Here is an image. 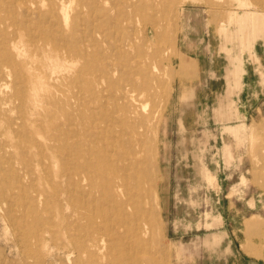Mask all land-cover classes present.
I'll return each mask as SVG.
<instances>
[{"label": "rangeland", "instance_id": "1", "mask_svg": "<svg viewBox=\"0 0 264 264\" xmlns=\"http://www.w3.org/2000/svg\"><path fill=\"white\" fill-rule=\"evenodd\" d=\"M41 1L44 0L25 1L24 7L22 0H0V49L18 46L24 55L21 61L25 64V73L32 68L33 75L49 79L51 67L47 50L33 42L29 25L40 22L43 29L51 32L59 19L57 14L63 6H68L72 18H81L84 22L93 17L95 24H103L104 38H99L94 46L86 43L83 49L93 54L92 73L96 68L109 71L98 75L104 82L97 93L103 96L105 107L114 111V96L125 88L137 95V102L130 105L133 140L130 159L135 167L133 173L144 172V178L141 177L137 185L135 177L133 187L134 190L145 189L142 206L146 208V215L158 220V230L150 226L141 248L121 253L122 264H264V240L261 237L247 240L244 235L245 225L250 221L262 224L264 229V113L251 111L254 107L248 110V104H254L248 99L244 124L236 129H251L250 142L241 140L231 131L232 137L224 130V125L238 123L215 121L212 111L224 90L222 73L226 64L225 53L220 49L222 38L214 26L226 24L229 15L264 16V0H248L252 7L245 9L236 6L234 0H161L166 16L163 31L149 32L148 38L132 50L122 47V34L114 27L117 6L131 1L141 6L153 0H97L100 9L95 11L80 6V0H53L57 12L49 21L40 15L43 13L39 11H45L39 7ZM90 3L91 0H84V4L90 6ZM176 14L181 17L178 27L174 26ZM177 49L198 62L197 73L181 81L177 78L181 71V64L176 63ZM254 49L262 59L259 55V61H254L244 54V68L248 74L255 68L258 76L250 75L251 79H259V86L264 87V45L258 41ZM154 66L160 69L159 75L152 71ZM210 67L216 72L206 71ZM114 69L119 72L113 73ZM6 71L0 62V84L11 86L3 97L10 98L22 87V82L16 84L14 78L8 80ZM143 78L146 85H142ZM85 100L83 111L89 116L97 109L99 101L91 102L90 96ZM255 102L264 104V94ZM144 105L148 106L147 110L143 109ZM30 116L27 107L22 105L0 112V193L3 194H0V264H97L79 253L77 256L75 248L84 243L82 230L76 228L75 240L69 239L66 233L63 222L68 202L56 196L57 190L64 194V188L57 189L59 180L56 178L52 183L49 178V172L58 171V163L48 157L44 159L46 165H41L38 154L41 151L33 146L28 145L24 155L19 153L18 145L26 143L30 136L26 132L32 129ZM98 130H93L96 138ZM36 140L44 142L41 137ZM125 147L118 146L120 157ZM197 161L199 173L207 170L205 178L196 174ZM138 166H142L141 170ZM28 170L32 173H27ZM84 185L88 187L86 182ZM212 233L221 234V241L213 248L203 247V240ZM256 247L261 253L258 256L253 251Z\"/></svg>", "mask_w": 264, "mask_h": 264}, {"label": "bare ground", "instance_id": "2", "mask_svg": "<svg viewBox=\"0 0 264 264\" xmlns=\"http://www.w3.org/2000/svg\"><path fill=\"white\" fill-rule=\"evenodd\" d=\"M22 1V6L25 7L26 3L24 2L31 0ZM234 1L237 3L236 6L242 9L252 7L248 4V0ZM31 5L35 6L33 2ZM80 6H88L89 9L91 7L94 11L97 8L100 9L97 0H91L90 6L84 4V0H80ZM39 7L45 10L39 12L43 13L40 15L47 21L51 20L57 12L53 0L41 1ZM163 7L164 4L161 0H153L149 4L141 6H136L132 1L127 5H122L120 2L117 6L114 27L122 34L120 38L122 47H126L127 50L135 49L138 44H142L148 38L149 32L154 33L156 30L162 32L166 21ZM68 9V6H63L60 13L57 14L59 19L52 26L54 28L51 32L43 29L40 22L29 25V30L33 34L31 37L33 42L47 50L48 54L46 55L51 67L49 79L38 78L33 75L32 68L28 70V74L25 73V64L21 61L24 55L18 46L0 49V62L4 64L5 70H7L8 80L14 78L16 84L18 81L22 82V87L16 89L10 98L3 97L11 89L9 83L0 84V112L3 110L4 112L11 111L13 105L26 106L31 114L29 118L32 129L31 131L26 130L30 136L26 143L21 142L18 145L19 153H23L28 145L33 146L41 151V154L38 153L41 156V165H46H44V159L48 157L54 158L58 163V171L49 172V178H51L52 183L56 178L59 180L56 185L57 189L64 188L65 193L62 194L61 190H57L56 196L58 199L62 197V200L65 198L68 202L65 209L67 212L64 211L63 223L66 226L69 239H76L77 234L74 233L76 228L82 230L84 243H80L75 248L77 256L79 253V256L88 260H95L97 264H122L123 257H119L121 253L127 249L141 248L145 237L149 234L150 226L154 231L158 230L156 224L158 220L146 215V208L142 206L143 200L141 199L145 198V196L143 197V190L145 189L134 190L133 187L135 177L138 180L137 185L144 178V172L140 171L137 175L133 173L135 167L130 159L133 152L131 147V143H133L132 128L129 125V118L132 113L130 105L137 102V95L134 91L125 88L114 96V104H116L114 111L105 107L103 96H99L97 93L104 82L100 80L98 75L102 71V73L108 74L109 71H101V69L96 68L92 73L90 65L93 61V54H89L85 51L86 49H83L86 43L94 46L99 42V38H104L103 24H95L96 18L93 19V17L84 19V22L80 21L81 18L80 20L76 17L72 18ZM25 11L27 12L26 9ZM33 13L37 14L38 12L33 11ZM182 14L183 11L181 17ZM181 17L176 14L175 27L179 26ZM80 64L83 66L79 67ZM152 71L160 74V69L157 66H154ZM117 72L119 71L114 69L113 73ZM142 85H146L145 78H143ZM87 96L92 97L91 102L99 101V105L95 107L97 109L89 116H86L83 111ZM147 108L148 106H143L144 110ZM26 118L29 120L28 117ZM14 122L16 123V121ZM102 124L104 126H101ZM96 128L99 129L98 138L93 133ZM83 136H87V139H84ZM37 137H41L44 142H38ZM119 145H126L121 157L117 150ZM3 156L5 155L3 154ZM29 162L30 160H28ZM50 165H47L48 169ZM14 167H16L15 164ZM141 167L138 166V169L141 170ZM13 177L16 179L17 176ZM85 182L88 187H85ZM8 186L5 187L8 188ZM3 193L5 194L4 191ZM7 210L9 211V209ZM259 225L251 221L248 222L244 233L245 237L253 234L255 237L259 239L261 237V240H264V229L261 227L262 224ZM254 252L255 256L261 254L257 247Z\"/></svg>", "mask_w": 264, "mask_h": 264}, {"label": "crops", "instance_id": "3", "mask_svg": "<svg viewBox=\"0 0 264 264\" xmlns=\"http://www.w3.org/2000/svg\"><path fill=\"white\" fill-rule=\"evenodd\" d=\"M214 29L220 34L222 38L220 49L225 53L226 64L224 65L222 73V78L224 81V90L222 94L218 97L216 105L213 107V117L214 120L218 122L236 121L238 123L236 126L230 124L224 125V130L227 131L232 137L233 135L231 131L233 132V134H237L241 140H248L251 142V129L246 130L243 127L241 129L236 128L244 124L242 119L246 117V104L249 102V100H253L254 104L253 106L251 104H248V110L254 107V110L252 109L251 111L255 112L256 110H258L261 114L264 113V104H258L255 102L260 96L264 94V87L259 86V79H251L254 75L257 74V72L255 68H253L251 74H248L247 68H244L243 55L247 54L248 57L252 58L254 61H259L260 54L258 55V53H256L254 47L258 41H261L264 45V16H251L242 14L229 15L226 24L222 23L218 27L214 26ZM177 54L178 55L176 58V63L178 66H180L181 64V71L178 72L177 78H179V80L181 81L195 75L198 71L197 60L193 57H188L179 49H177ZM260 58L262 59V56ZM178 70L179 67L176 69V74ZM206 71L216 72V69L214 67H210L209 69H206ZM172 90L170 92L168 102L171 97ZM224 151L226 152V150ZM157 162L158 177L159 181L161 182L160 162L159 160H157ZM194 168L198 176L201 175L205 178V176L208 175L207 170L204 169L202 173H199L198 161L194 165ZM157 194L159 195V188ZM158 199L161 208L160 214L162 219V207L160 197H158ZM161 224L163 228V220ZM206 226L208 227L210 226V224H207ZM253 237L255 236L251 234L249 237H245V239L248 240L249 238ZM221 239V234L212 233L210 236L206 237L203 240L202 246L205 248H213L219 244ZM244 253L246 252L244 251Z\"/></svg>", "mask_w": 264, "mask_h": 264}]
</instances>
